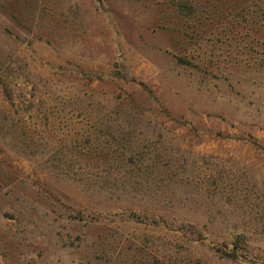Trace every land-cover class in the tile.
<instances>
[{"label": "rangeland", "instance_id": "obj_1", "mask_svg": "<svg viewBox=\"0 0 264 264\" xmlns=\"http://www.w3.org/2000/svg\"><path fill=\"white\" fill-rule=\"evenodd\" d=\"M0 264H264V0H0Z\"/></svg>", "mask_w": 264, "mask_h": 264}]
</instances>
